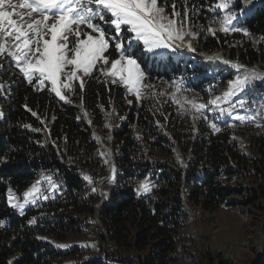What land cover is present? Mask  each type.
Returning a JSON list of instances; mask_svg holds the SVG:
<instances>
[{
    "label": "trees",
    "instance_id": "1",
    "mask_svg": "<svg viewBox=\"0 0 264 264\" xmlns=\"http://www.w3.org/2000/svg\"><path fill=\"white\" fill-rule=\"evenodd\" d=\"M165 3L183 13L187 7L197 52L222 50L247 66L264 67V0H253L234 22L248 35L206 31L221 15L213 10L217 0ZM104 30L115 35L108 26ZM112 48L106 52L111 60L119 56ZM143 65L152 78L177 77L172 64L153 66L147 57ZM99 69L62 101L49 82L40 87L35 79L28 83L9 58L0 56V84L10 85L0 95V264H67L69 258L77 259L71 264L191 260V242L182 233L189 227L190 206L208 212L241 206L264 224V84L241 98L246 104L239 115L254 120L241 123L221 112L190 114L166 96L138 99ZM98 135L111 148V163ZM45 177L56 185L48 193ZM37 180L49 199L39 196L35 204H25L21 215L8 203L9 190L24 204L23 193ZM145 181L148 192L140 190ZM33 217L36 223L29 224ZM90 221L102 227L100 237L108 248L131 255L115 257L106 250L95 259L82 248L65 252L39 237L65 240L82 234ZM217 256V264H235ZM257 264H264V254Z\"/></svg>",
    "mask_w": 264,
    "mask_h": 264
},
{
    "label": "snow or ice",
    "instance_id": "2",
    "mask_svg": "<svg viewBox=\"0 0 264 264\" xmlns=\"http://www.w3.org/2000/svg\"><path fill=\"white\" fill-rule=\"evenodd\" d=\"M252 3L253 0H220L216 7L225 10L219 21L220 30L225 33L243 32L248 35L246 29L237 28L234 22L239 21V17L245 14ZM170 7L172 14L168 16L165 15L166 8L159 6V0H0V56L9 58L28 83L35 79L40 87L49 82L51 91L63 101L67 99L65 91H72L74 82H78L79 87L83 88L84 76L90 75L98 63L109 64L105 53L113 38L106 34L104 26L107 25L117 34L126 30L134 35L127 42L119 35L115 37L118 42L114 47L119 51V58L112 60L109 68L102 67L99 71L104 76L112 77V83H117L118 78L119 83L139 99L142 89L150 88L151 85L142 84L145 73L135 58L139 53L125 54V43L131 49L136 43L142 42V47L147 53L155 54L159 49L178 51L177 41L183 44L186 36H196V33L190 30L187 7L184 8L183 16L181 12L176 11L175 4ZM237 7L239 11L236 10ZM105 16L110 19L105 20ZM96 20L100 23H94ZM206 31L215 32L212 28H207ZM69 36L75 37L71 46ZM186 46L192 49L191 42ZM232 67L243 71L245 75H237L229 90L211 101V104L219 106L221 100H227L231 112L224 107H219V111L228 115L236 112L237 108H245L246 104L245 100L238 99L235 101V107H232V98L249 91L257 79L264 80V74H259L256 70L241 69L239 65ZM7 88H10V85L0 84V95ZM181 91L182 87L177 84L172 99L182 111H187L186 105L196 111L208 107L205 103H197L187 97L177 98ZM32 115L35 116L36 113L33 112ZM234 119L241 123L254 122L253 118L239 114H236ZM24 127L31 128V125ZM211 127L216 132L220 131L215 123L211 124ZM45 179L50 187H56L51 177ZM40 184L41 181L37 180L23 193L24 204L19 203L18 198L9 190V205L19 209L23 215L25 204H35L37 196L49 199L41 192ZM140 190H151L147 181L140 185ZM95 191L96 189H93V192ZM35 223L36 217H33L29 224Z\"/></svg>",
    "mask_w": 264,
    "mask_h": 264
},
{
    "label": "rangeland",
    "instance_id": "3",
    "mask_svg": "<svg viewBox=\"0 0 264 264\" xmlns=\"http://www.w3.org/2000/svg\"><path fill=\"white\" fill-rule=\"evenodd\" d=\"M219 2L220 0H217V3L213 6L214 11L221 12V15H217V19L215 18V21L212 24L211 28L214 30H220L221 25L219 21L225 14L224 9L216 7ZM159 6L166 8L165 15L171 16L172 8L170 7V4L166 6L165 0H159ZM176 11H178L177 8ZM181 14L183 16V12H181ZM187 19L189 21V17H187ZM94 23H100V21L96 20ZM190 30L191 32H194L191 27ZM83 31H87V29H83ZM117 35H119L123 41L127 42L134 34H131L126 30H122V32L119 34L115 32V35H111L113 38L110 41L111 46L106 52H111V50H113L112 46L118 42L115 39ZM196 39V36L193 37L188 35L185 37L183 44L178 41L182 47L186 46V41L191 42L192 49H194V51L192 49L183 50L182 48H179L178 51L159 49L155 54L147 53V51L142 47V42L136 43L131 49H129L127 43H125V54H128V52L133 54L139 53V55H136L135 58L138 60L142 70L145 73L142 84L151 85L150 88L142 89V96L140 98L144 96H166L170 98L171 101L175 102L172 99V95L175 93V86L179 84L182 87V91L181 93L177 94V98L182 99L183 97H187L190 100H195L197 103H205L208 105L206 109L200 111H196L190 106L186 105L190 114L203 113L206 110L216 113L220 112L219 107H224L225 109H228L229 112H231V108L227 100H221L219 102V106L211 104V101L216 97H221L224 94V91L229 89L231 82L236 78L237 75L243 76L245 73L222 63V61L230 62L229 60H235L231 59L228 54H225L222 50L210 52L219 56L221 61H208L201 58L202 56L210 55V53L205 51L197 52L195 48V44L197 43ZM112 41L114 43H112ZM74 42L75 37L69 36L70 46ZM117 52L119 54L118 50ZM147 57L153 66L159 62H166L169 64V66L172 64L173 68H175L172 69L173 73L175 72L177 77L172 79L168 77L164 79H159V77L157 78L156 76L153 78L150 77V74L146 72L143 65V63L147 60ZM117 58H119V56ZM109 61L110 62L108 65L98 63L97 66L99 65L100 68L103 67L107 69L111 66L112 60L109 59ZM234 62L239 65L241 64L240 66L249 71L256 70L259 74H263L261 72H264V67H261L258 64L247 66L239 60H235ZM175 74L173 75L175 76ZM88 76L89 75L84 76V79ZM109 78L112 79V77ZM201 80H203V82ZM76 83L78 82H74L73 86ZM258 84H264V80L257 79L253 83L252 87ZM126 89L130 94H134L133 92L129 91L127 87ZM66 92L67 91H65V93ZM247 92L244 94H238L237 97L232 98L233 104L236 100L243 98ZM232 107L235 106L232 105ZM241 110L242 109L237 108L236 112H232L231 115L226 114L227 118H229V120H235V115L239 114V111ZM98 138L105 156L111 163L112 156L110 146L107 144L104 137L98 135ZM40 188L42 192L41 184ZM51 190H53L52 187L48 186L44 191L48 193L51 192ZM38 198L39 196H37V199ZM28 204L32 203L30 202ZM248 211V208L236 206L234 208L223 207L216 212H208L203 211L198 207L190 206L189 227L185 228L182 233L187 235L190 239V251L193 259L177 264H217L218 254L223 255L225 258H231L235 264H257L264 254V232L262 231V226L264 224L258 225L255 215L249 213ZM101 230L102 227L90 221L82 234L69 235L65 240H58L44 235H40L39 237L43 241L52 243L56 249L65 252L69 251L73 247L82 248L85 250L86 256H91L95 259L103 258V252L106 250H108L110 254H113V256L115 254V257L119 255H131V253L124 252L123 250L113 251L112 247L108 248L106 239H102L100 237ZM73 260L77 259L69 258L67 260V264H71Z\"/></svg>",
    "mask_w": 264,
    "mask_h": 264
},
{
    "label": "bare ground",
    "instance_id": "4",
    "mask_svg": "<svg viewBox=\"0 0 264 264\" xmlns=\"http://www.w3.org/2000/svg\"><path fill=\"white\" fill-rule=\"evenodd\" d=\"M177 43V45L179 46V48H182L183 50H186V49H189V48H187V46H184V47H182V45L177 41L176 42ZM187 43H188V41H186L185 42V45H187ZM201 58H203L204 60H208V61H213V60H217V61H221V59L219 58V56H217L216 54H214V53H210V55H206V56H202ZM220 59V60H219ZM226 60V59H225ZM228 60V59H227ZM230 62L228 63V64H225V65H227V66H229V67H232V65H239V64H237L236 62H234L235 60H229ZM237 61V60H236ZM222 63H223V61H222ZM241 65V64H240ZM239 65V66H240ZM232 68H234V67H232ZM240 68L241 69H245V68H243L242 66H240ZM234 69H236V68H234ZM236 70H238V69H236ZM261 73H263L264 74V72H261ZM229 89H227L226 91H224V93L225 92H227Z\"/></svg>",
    "mask_w": 264,
    "mask_h": 264
}]
</instances>
